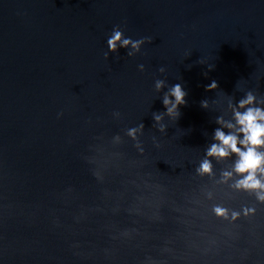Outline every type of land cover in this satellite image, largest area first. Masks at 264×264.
<instances>
[{"label":"water","instance_id":"obj_1","mask_svg":"<svg viewBox=\"0 0 264 264\" xmlns=\"http://www.w3.org/2000/svg\"><path fill=\"white\" fill-rule=\"evenodd\" d=\"M250 109L264 0H0V264H264Z\"/></svg>","mask_w":264,"mask_h":264},{"label":"clouds","instance_id":"obj_2","mask_svg":"<svg viewBox=\"0 0 264 264\" xmlns=\"http://www.w3.org/2000/svg\"><path fill=\"white\" fill-rule=\"evenodd\" d=\"M121 37L120 32H115L112 37L108 40L109 49L111 51L116 50V41H119ZM130 41L125 39L123 41L122 46H126ZM133 47H138V44H133ZM157 87H160V83L157 84ZM210 88L216 87L215 82L209 86ZM172 96L175 97L176 104H173L171 108L168 109L169 113H171L175 108L177 104L184 103V96L185 92L182 90L181 86L179 84L175 85L172 88L171 92ZM251 100V97H249V101ZM249 101L242 102L246 103ZM165 105H168L170 101L167 99V97L164 100ZM238 121L241 125L244 127L241 129L246 133V141L248 143H251L252 145L262 144L264 143V140H261L260 137L264 136V125L257 123V118H264L261 116L259 110H249L248 112L244 113L243 115L237 113ZM216 137L218 140L222 142L223 145L231 147L233 152H237L241 156V160L237 165V171L239 172H245L249 169H255L259 166V163L262 159L260 155H258L254 148H249L247 152H240V149L236 147L237 141L234 136H225L223 132L217 131ZM209 155H219V156H225L227 155V152L223 147H220L218 145H213ZM204 171L209 170V165L207 162L204 163L202 166ZM253 180V176L250 174L245 178V180L241 181L240 183L245 187H258L259 182H253L249 183V181Z\"/></svg>","mask_w":264,"mask_h":264}]
</instances>
